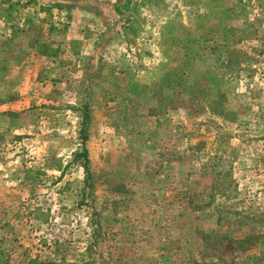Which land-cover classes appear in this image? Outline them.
<instances>
[{
  "label": "rangeland",
  "instance_id": "374dc122",
  "mask_svg": "<svg viewBox=\"0 0 264 264\" xmlns=\"http://www.w3.org/2000/svg\"><path fill=\"white\" fill-rule=\"evenodd\" d=\"M72 2L85 48L67 75L31 59L55 43L40 24L0 39L4 260L264 264V0Z\"/></svg>",
  "mask_w": 264,
  "mask_h": 264
},
{
  "label": "crops",
  "instance_id": "0c3cea01",
  "mask_svg": "<svg viewBox=\"0 0 264 264\" xmlns=\"http://www.w3.org/2000/svg\"><path fill=\"white\" fill-rule=\"evenodd\" d=\"M23 1L29 2L26 3L24 7L18 9L17 12L13 13L12 22H7L4 18H0V39H3L4 36H9V34L5 33L6 31L11 32L10 27L15 29L16 25L21 28L25 27V30L21 31L24 33L27 31L26 29L35 25V23L40 24L43 26L41 32H43L45 36H50L52 38L51 41H55V43H50L46 55L38 54L36 51L32 52L31 59H33L34 62L44 65V69L48 71L47 77H49L48 75L53 76L58 73H60V75H67L68 70L71 72L73 68L77 67L78 69L77 63L81 61L85 48V42L82 43L83 30L78 26L80 15H83V17L85 16L83 9L78 7L77 3H73V0ZM13 2L16 3V0ZM40 6L42 10H40ZM57 38H59V40ZM14 64H16V66ZM11 65L9 63H4L1 64V67L7 69H11V67L22 68L24 67V62L14 61ZM38 67L40 66L37 65V68Z\"/></svg>",
  "mask_w": 264,
  "mask_h": 264
},
{
  "label": "trees",
  "instance_id": "16d2710c",
  "mask_svg": "<svg viewBox=\"0 0 264 264\" xmlns=\"http://www.w3.org/2000/svg\"><path fill=\"white\" fill-rule=\"evenodd\" d=\"M12 5L14 4H10L9 2V5L7 8H4V9L0 8V18H4L5 21L7 22H12V12L10 11V8L12 7ZM244 34H245V30L229 28L222 34V37H223L222 39L224 40V42L225 41H230V42L241 41V40H244L245 38H248L244 36ZM198 43H199V40L191 39V41H189V44L187 46V50L189 51V48L191 47V53H192L193 52L192 48ZM48 49H49V45L41 46L38 50L36 49L37 50L36 52L41 55H44V54L46 55L48 53ZM185 54H187V52ZM129 86L130 87L128 89V93L130 95L139 96L140 93L146 89L145 86L140 85L139 83L134 82V81H130ZM87 120H88V115L85 113L83 114V126L87 124ZM74 159L75 160L81 159L82 161L81 166L84 170V173L86 174V177L88 178L89 177V168H88L89 160H88V155H87L86 150L82 149V152L75 154ZM25 180L30 181L32 180V177H30L29 175H26ZM191 205H192V200H191ZM249 261H252V260L247 258V260H244L242 264H248ZM22 263L23 264H39L37 259H31V258H29L26 263L25 261H23ZM256 263H258V261ZM0 264H7V262L4 260V255L1 252H0Z\"/></svg>",
  "mask_w": 264,
  "mask_h": 264
},
{
  "label": "built area",
  "instance_id": "2783aa9c",
  "mask_svg": "<svg viewBox=\"0 0 264 264\" xmlns=\"http://www.w3.org/2000/svg\"><path fill=\"white\" fill-rule=\"evenodd\" d=\"M96 1L108 7H114L120 2V0H96Z\"/></svg>",
  "mask_w": 264,
  "mask_h": 264
}]
</instances>
